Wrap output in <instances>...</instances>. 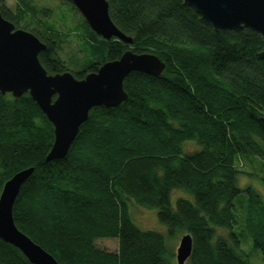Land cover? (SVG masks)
Segmentation results:
<instances>
[{"label":"trees","instance_id":"1","mask_svg":"<svg viewBox=\"0 0 264 264\" xmlns=\"http://www.w3.org/2000/svg\"><path fill=\"white\" fill-rule=\"evenodd\" d=\"M106 1L111 20L132 43L105 40L84 20L79 65L59 58L62 34L46 19L32 29L23 26L28 15L47 18L49 9L16 0L11 10L0 0L5 19L45 43L38 59L48 74L69 71L82 79L126 49L152 53L165 64L158 76L129 73L126 100L91 109L58 160L44 159L53 126L30 96L0 93V191L17 171L34 168L13 206L16 227L60 264H173L165 237L133 222V201L157 210L169 241L191 236L189 264H251L241 249L245 237L264 258V194L240 187L245 173L237 168L239 160L259 162L264 187L261 36L247 28L214 31L182 0ZM185 143L195 149L186 150ZM174 190L192 200L178 198L173 207ZM97 239H116L118 248L100 249ZM0 264L31 263L0 239Z\"/></svg>","mask_w":264,"mask_h":264},{"label":"water","instance_id":"2","mask_svg":"<svg viewBox=\"0 0 264 264\" xmlns=\"http://www.w3.org/2000/svg\"><path fill=\"white\" fill-rule=\"evenodd\" d=\"M89 28L105 40L112 38L131 44L132 38L116 27L109 16L106 0H68ZM198 20L214 31L239 32L251 29L264 42V0H182ZM46 48L33 33L16 28L0 13V93L14 98L28 94L53 126V142L45 161L65 157L81 125L94 107L114 108L126 100L123 80L136 71L160 75L165 64L152 53L126 49L119 58L103 62L95 72L76 79L69 71L48 74L38 59ZM264 59V50L258 53ZM264 128V116L260 117ZM33 167L17 171L0 191V239L17 248L31 264H60L40 245L21 232L13 219V206ZM192 249L189 234L179 238L176 264H184Z\"/></svg>","mask_w":264,"mask_h":264},{"label":"rangeland","instance_id":"3","mask_svg":"<svg viewBox=\"0 0 264 264\" xmlns=\"http://www.w3.org/2000/svg\"><path fill=\"white\" fill-rule=\"evenodd\" d=\"M4 2L11 10L15 9L16 0H4ZM32 2L35 9H49L50 15L47 18L43 16V14H38L35 17H30L28 15V17H25L27 20H25L26 23L23 24V26L32 29L35 26L34 23L43 22L42 20L46 19L47 24H51L54 27L56 26L55 28L62 34L61 38L63 39L60 41V50L58 53L59 58L66 63L74 62L80 65L82 58H84L83 52L80 49V44L81 40L87 39V29L84 24V19L78 10L69 1L32 0ZM71 7L74 8V10H72ZM69 69L75 70L73 66H69ZM186 144L188 143H185L183 147ZM185 149L193 150L195 149V146L193 144H188L185 146ZM237 168L245 173L241 174L238 178V185L240 187L251 185L264 194V187L259 181V177L261 176L259 162L253 159H246L245 161L239 160ZM178 198L192 200V196L189 193L182 190H174L171 194L170 200L173 207ZM128 206L133 222L141 229H151L161 233L165 237L167 245H169L175 253L180 236L174 237L169 241L170 238L167 235L165 226L158 222L157 210L139 207L133 201H129ZM236 214L237 224L233 226V231L237 233L239 232L238 224L241 223L239 218L241 215L239 214L238 208ZM218 232L220 234H225L227 231L224 232L223 230H219ZM94 244L96 247L110 252H115L118 248V242L116 239H97L94 241ZM241 249L249 257L251 264H264V258L261 252L258 249L253 248L252 240L249 237L242 239ZM173 264H176V261H174ZM184 264H189V262L186 260Z\"/></svg>","mask_w":264,"mask_h":264}]
</instances>
